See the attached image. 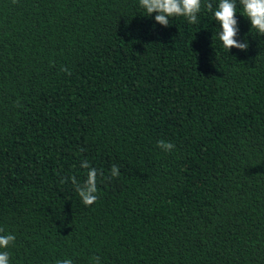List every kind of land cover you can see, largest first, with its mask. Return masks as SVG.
I'll use <instances>...</instances> for the list:
<instances>
[{
    "label": "trees",
    "instance_id": "obj_1",
    "mask_svg": "<svg viewBox=\"0 0 264 264\" xmlns=\"http://www.w3.org/2000/svg\"><path fill=\"white\" fill-rule=\"evenodd\" d=\"M235 2L246 51L219 0L168 26L139 0H0L9 264H264V36Z\"/></svg>",
    "mask_w": 264,
    "mask_h": 264
},
{
    "label": "clouds",
    "instance_id": "obj_2",
    "mask_svg": "<svg viewBox=\"0 0 264 264\" xmlns=\"http://www.w3.org/2000/svg\"><path fill=\"white\" fill-rule=\"evenodd\" d=\"M202 0H139V5L145 9L147 16L156 13L154 19L161 25L168 26L172 17H185L189 23L198 22V14L201 11ZM243 16L251 22V28L256 33L264 36V0H240ZM237 5L235 0H219L218 6L214 11V20L220 25L219 39L224 48L230 50L235 47L246 51L249 47L247 41L239 42L235 39L237 34ZM208 11H212V4H207ZM67 71V69H65ZM157 146L165 151H171L175 145L164 140L157 141ZM81 167L87 168V178L81 185L77 183L76 178L72 177V183L84 205H92L97 199V176L98 170L89 166L87 161L81 162ZM103 175V173H99ZM119 168L113 165L111 176L117 177ZM68 178L65 177V180ZM62 183L64 181H61ZM0 228V233H3ZM16 237L13 234H0V249H7L15 242ZM95 259V264H99V259ZM10 257L7 251H0V264H9ZM56 264H73L71 259L58 260Z\"/></svg>",
    "mask_w": 264,
    "mask_h": 264
}]
</instances>
